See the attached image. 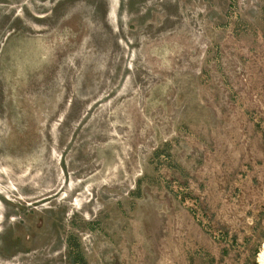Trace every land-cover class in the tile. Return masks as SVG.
<instances>
[{
  "label": "rangeland",
  "instance_id": "374dc122",
  "mask_svg": "<svg viewBox=\"0 0 264 264\" xmlns=\"http://www.w3.org/2000/svg\"><path fill=\"white\" fill-rule=\"evenodd\" d=\"M263 243L264 0H0V264Z\"/></svg>",
  "mask_w": 264,
  "mask_h": 264
},
{
  "label": "bare ground",
  "instance_id": "6f19581e",
  "mask_svg": "<svg viewBox=\"0 0 264 264\" xmlns=\"http://www.w3.org/2000/svg\"><path fill=\"white\" fill-rule=\"evenodd\" d=\"M257 264H264V243L261 245L260 250L256 254Z\"/></svg>",
  "mask_w": 264,
  "mask_h": 264
},
{
  "label": "trees",
  "instance_id": "16d2710c",
  "mask_svg": "<svg viewBox=\"0 0 264 264\" xmlns=\"http://www.w3.org/2000/svg\"><path fill=\"white\" fill-rule=\"evenodd\" d=\"M76 256H79V258H77V259H78V261L80 262V264H83V262H84L83 258H82L80 255H76ZM76 256H75V257H76ZM75 257H74V260L76 261L77 259H75ZM254 264H257V263L254 262Z\"/></svg>",
  "mask_w": 264,
  "mask_h": 264
}]
</instances>
